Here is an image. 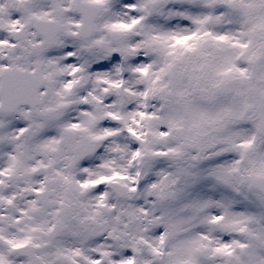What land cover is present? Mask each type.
Here are the masks:
<instances>
[{
  "label": "snow or ice",
  "instance_id": "snow-or-ice-1",
  "mask_svg": "<svg viewBox=\"0 0 264 264\" xmlns=\"http://www.w3.org/2000/svg\"><path fill=\"white\" fill-rule=\"evenodd\" d=\"M0 264H264V0H0Z\"/></svg>",
  "mask_w": 264,
  "mask_h": 264
}]
</instances>
